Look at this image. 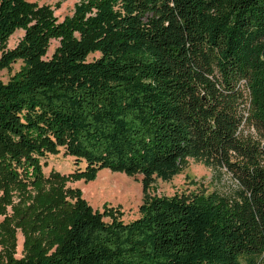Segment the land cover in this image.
<instances>
[{"label":"trees","instance_id":"1","mask_svg":"<svg viewBox=\"0 0 264 264\" xmlns=\"http://www.w3.org/2000/svg\"><path fill=\"white\" fill-rule=\"evenodd\" d=\"M18 61L0 80V187L22 174L40 186L42 158L64 148L86 164L74 179L141 175L143 202L107 221L78 190L53 251L34 242L1 264H264V0H80L61 20L0 0V70ZM189 157L231 183L150 194Z\"/></svg>","mask_w":264,"mask_h":264},{"label":"rangeland","instance_id":"2","mask_svg":"<svg viewBox=\"0 0 264 264\" xmlns=\"http://www.w3.org/2000/svg\"><path fill=\"white\" fill-rule=\"evenodd\" d=\"M29 1L50 5L61 20L73 13L75 3L80 0ZM23 33V30H17L10 37L8 47H14ZM58 44V40L51 41L48 57L52 55ZM92 57L93 55L90 56ZM20 66L21 62L18 61L11 68L0 70V80L7 82ZM41 162L42 174L47 180L40 186L32 183L34 180L32 174L29 177L22 174L21 184L14 182L0 187V264L11 256L15 258L25 256L31 251L34 242L49 252L53 251L57 247L53 243L54 232L66 221L60 205L65 199L74 202L76 198L72 195L78 190L81 192V197L94 210L105 214L104 219L107 221L115 216L118 220L127 223L140 216L139 206L143 202L141 175L130 177L125 173L103 168L97 172L96 178L92 181L74 179L71 173H74L78 167L84 169L86 164L83 161L77 164L73 156L65 154L64 148L56 154L42 158ZM54 171L66 179L62 187H57L50 180ZM0 175L7 176V172L0 171ZM217 179L211 167L189 157L171 180L158 179L151 185L149 192L157 196L170 197L176 194L188 196L193 192L208 193L214 189L224 190L231 183L227 175L222 180ZM23 209L27 210L25 219L21 214Z\"/></svg>","mask_w":264,"mask_h":264}]
</instances>
